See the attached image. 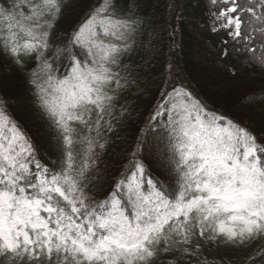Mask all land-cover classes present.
<instances>
[{
	"label": "snow or ice",
	"instance_id": "snow-or-ice-1",
	"mask_svg": "<svg viewBox=\"0 0 264 264\" xmlns=\"http://www.w3.org/2000/svg\"><path fill=\"white\" fill-rule=\"evenodd\" d=\"M0 67V264H264V0H0Z\"/></svg>",
	"mask_w": 264,
	"mask_h": 264
},
{
	"label": "trees",
	"instance_id": "trees-1",
	"mask_svg": "<svg viewBox=\"0 0 264 264\" xmlns=\"http://www.w3.org/2000/svg\"><path fill=\"white\" fill-rule=\"evenodd\" d=\"M178 39H182L183 43V49L180 53V64L184 68L185 74L191 77L193 86L198 88L202 96L207 99L213 107L223 109L226 106V100L217 95V77L210 63V55L208 57V63L200 62L194 51L191 36L184 34L182 38ZM160 59L162 61L164 57ZM5 78L8 79V84L5 86L4 91L9 96L20 94L27 87L13 76L10 67H0V80ZM250 127L259 135L262 130L259 118H256L255 123L250 124Z\"/></svg>",
	"mask_w": 264,
	"mask_h": 264
}]
</instances>
